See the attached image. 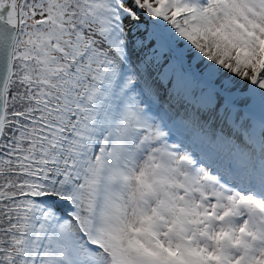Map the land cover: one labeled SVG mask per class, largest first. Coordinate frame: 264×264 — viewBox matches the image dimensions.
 I'll list each match as a JSON object with an SVG mask.
<instances>
[{"label": "snow or ice", "instance_id": "snow-or-ice-1", "mask_svg": "<svg viewBox=\"0 0 264 264\" xmlns=\"http://www.w3.org/2000/svg\"><path fill=\"white\" fill-rule=\"evenodd\" d=\"M0 264H264V0H0Z\"/></svg>", "mask_w": 264, "mask_h": 264}]
</instances>
